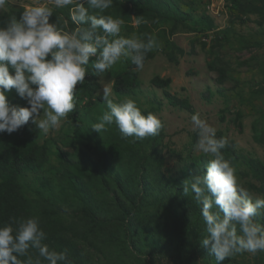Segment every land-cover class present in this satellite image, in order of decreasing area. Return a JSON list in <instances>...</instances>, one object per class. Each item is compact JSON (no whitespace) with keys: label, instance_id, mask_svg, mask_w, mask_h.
Segmentation results:
<instances>
[{"label":"trees","instance_id":"16d2710c","mask_svg":"<svg viewBox=\"0 0 264 264\" xmlns=\"http://www.w3.org/2000/svg\"><path fill=\"white\" fill-rule=\"evenodd\" d=\"M225 1L230 26L217 32L215 19L205 12L197 24L191 23L192 11L200 5L206 7L203 0H114L104 14L124 20L121 36L152 34L157 38L160 47L147 53L145 66L161 52L171 63L179 64L186 52L170 36L200 33L198 43L204 49L208 47L211 59L207 66L218 73L220 86L234 77L233 63L220 54L223 48L259 51L263 56L255 53L238 63L249 66L252 72L251 97L239 91V78L234 79L232 89L220 87L214 93L207 88L203 95L207 102L219 95L227 104L229 91L236 90L243 104L259 111L256 100L264 98V0ZM18 4L7 3V10L0 12V26L11 15L19 18L24 7ZM185 6L191 8L190 13ZM69 8L56 10L50 23L55 16H63L74 29ZM135 18H142V22L137 25ZM237 23H254L259 32L238 33L234 28ZM209 37L210 46L203 40ZM134 68L130 60L122 58L103 74L112 83L115 103L144 92L140 71ZM103 76L95 75L90 60L85 83L77 85V107L62 119L57 135L46 136L31 120L17 132L0 133V226L12 219L38 217L46 233L43 243L57 252L66 251L67 264H216L215 257L200 243L207 235L201 206L194 193L184 194L183 182L206 172L211 159L195 152L197 133L178 149L165 144L164 128L157 136L141 140L122 138L115 124L102 133L93 131L91 125L107 110L100 84ZM150 82L162 91L170 106L195 114L187 98L170 92L171 78L154 76ZM7 99L10 105L27 106L15 90ZM144 99L145 103L139 102L143 114L162 111L163 101L157 94L152 98L145 95ZM243 116V112L236 111L233 119L240 128ZM253 130L256 141L264 145V112L254 121ZM221 136L219 131L217 138ZM222 154L236 167L240 182L251 196L264 198V161L244 154L234 141H229ZM29 255L35 259L38 251L30 249ZM41 264L47 262L41 258ZM221 264H264V252H245Z\"/></svg>","mask_w":264,"mask_h":264},{"label":"clouds","instance_id":"9594fccd","mask_svg":"<svg viewBox=\"0 0 264 264\" xmlns=\"http://www.w3.org/2000/svg\"><path fill=\"white\" fill-rule=\"evenodd\" d=\"M113 2L34 0L23 6L19 18L11 15L0 26V133L17 132L30 120L44 134L58 129L77 107V85L85 83L90 60L95 75L101 77L122 58L131 61L133 71L143 70L147 53L160 47L157 38L119 35L124 20L104 14ZM6 6L7 0H0V9ZM65 8H69L74 29L63 16H55L50 23L56 10ZM141 22L142 18H135L137 25ZM13 90L27 106L10 105L7 97ZM102 91L107 110L91 125L93 131L102 133L115 124L122 138L137 140L160 133L164 125L158 115L143 114L132 98L113 102L111 84ZM191 123L198 137L194 150L211 157L206 172L183 182L184 194L194 193L201 206L207 234L201 246L215 257L216 264L245 252H264V223L260 222L264 198H253L240 182L236 167L225 159L222 150L228 138H217V129L199 113L191 116ZM45 239L38 217L12 219L0 226V264H41V258L47 264H67V252L50 249ZM30 249L38 251L35 259Z\"/></svg>","mask_w":264,"mask_h":264},{"label":"rangeland","instance_id":"374dc122","mask_svg":"<svg viewBox=\"0 0 264 264\" xmlns=\"http://www.w3.org/2000/svg\"><path fill=\"white\" fill-rule=\"evenodd\" d=\"M41 3H46L47 0H40ZM204 5H200V9L192 11L191 13V23L197 24L200 20V15L205 12L211 15L216 22V32L226 27L230 26V10L228 3L225 0H203ZM11 6H15L17 3L20 6L29 5V3H34V0H7ZM206 9V11H205ZM7 10V6L4 9H0V12ZM187 13L191 12V8L184 7ZM234 28L238 33L243 35H257L259 32L258 26L254 23H237ZM201 39L200 33H176L170 36V40L175 43L179 48L185 50L186 55L180 57L179 64H173L168 60L166 54L161 52L153 60L148 62L143 70H140V79L142 81L141 87H143L144 92L139 93L134 96L137 105L139 102L145 103L144 96L152 98L153 95L157 94L163 101V108L161 112H155L156 115L162 120L163 128L166 134L165 144H169L172 148L181 149L184 144H187L193 138L192 135L197 133L193 130V125L191 123V114L185 109L170 106L167 101L163 98L162 91L156 90L151 85L150 80L154 76H160L162 78H171L172 84L170 92L179 98H187L190 103L194 106L195 113H199L202 119H205L211 126L217 129V133L221 131L223 136L227 137L229 141H234L237 148L244 152L248 156H252L264 161V145L258 143L255 139V132L253 130V123L256 119H259L261 112H264V98L261 101L256 100V109L259 111H252L249 105L243 104L239 97L236 95L238 93L230 92V100L226 104L223 98L216 95L212 98L211 102H207L203 95L207 91V88H211L212 92H216L220 87L225 89H232L235 85L234 79L239 78L241 80L239 90L242 95L246 98L251 97V87L249 85L252 72H250L249 66L238 65L239 62H244L253 54H260L259 51H243L237 52L230 49L228 46L220 51V54L224 56L226 60H230L232 64L233 80L226 82L223 86L217 83L218 73L212 72L208 69L207 63L211 59L209 55L208 47L204 49L198 43ZM208 39L209 45L212 43V38ZM219 54L217 53L216 56ZM263 56V54H260ZM191 73V74H190ZM107 76H103L100 79L101 92L105 85L111 84L107 81ZM251 84V83H250ZM113 102L114 95L112 94ZM139 99L140 101H137ZM117 101V100H116ZM140 107V106H139ZM236 111L243 112L244 116L242 118V128L237 126L233 119L235 118ZM61 125V124H60ZM59 129V128H58ZM50 130L46 136L57 135V130ZM216 133V134H217ZM71 151V149H67ZM168 150L164 149L166 153ZM196 153H200L195 151ZM54 159V154L52 156ZM173 165L174 162L171 161Z\"/></svg>","mask_w":264,"mask_h":264}]
</instances>
